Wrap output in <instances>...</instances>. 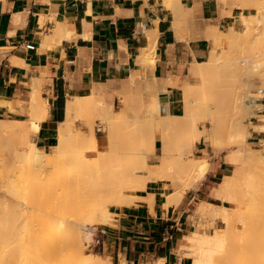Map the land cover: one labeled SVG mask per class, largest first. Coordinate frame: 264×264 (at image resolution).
Listing matches in <instances>:
<instances>
[{
    "label": "crops",
    "instance_id": "obj_1",
    "mask_svg": "<svg viewBox=\"0 0 264 264\" xmlns=\"http://www.w3.org/2000/svg\"><path fill=\"white\" fill-rule=\"evenodd\" d=\"M218 1L202 0L200 7L220 29L240 26L241 14L254 10L236 5V0L222 2V8ZM150 30L156 38L154 64L145 60ZM203 41L189 44L178 39L161 0H0V101L22 110L15 113L10 104H3L0 114L28 116L33 94L40 95L48 114L36 139L46 148L67 118L70 98L79 102L73 119L84 99L90 102L94 92L116 99L133 75L137 80L131 92L141 91L142 98L155 103L158 95H165L163 109L180 113L184 106L180 85L190 74L191 60L206 54ZM28 42L36 50L26 49ZM167 80L178 85L172 87ZM256 138L261 142L264 133ZM231 170V162L214 159L199 187L168 207L162 202L159 181L148 182L138 191L141 198L135 204L117 207L113 222L99 228L102 254L113 264H155L159 258L166 264H191L180 250L194 228L197 204L201 200L225 204L217 202L212 190ZM152 194L151 205L146 198Z\"/></svg>",
    "mask_w": 264,
    "mask_h": 264
},
{
    "label": "rangeland",
    "instance_id": "obj_2",
    "mask_svg": "<svg viewBox=\"0 0 264 264\" xmlns=\"http://www.w3.org/2000/svg\"><path fill=\"white\" fill-rule=\"evenodd\" d=\"M168 1L170 0H161L162 5L168 11H170L168 7ZM235 4L242 6V7L249 6L250 8L252 7L254 8V10L249 14H246V15L241 14L242 24L238 27H235L236 30L243 31L246 28L245 22H249L250 23V34H249L248 39L246 41H243L241 44L237 45L236 48L234 47L235 50L233 52L231 49H229L230 47L229 43H227L226 40L224 39V42L220 46V50L221 51L224 50L225 54L223 56L225 57L221 58L220 61H218L217 65L215 66H213L212 63H209V64H212V66L210 65L207 68L205 65L206 63L204 64L205 66L202 65V69L205 68L203 69L204 71H206V69L210 71H213L215 69L213 73L211 72L212 74L210 73L207 78L206 77L207 75L200 77L196 73L192 74L190 72L186 80V82H191L193 84H196L197 86H201L202 85L201 82L205 83L206 81V80H203L205 77L207 78V81H208V82L206 81V83H209V81L211 80L212 83H209L210 86L212 88H215V87L218 88L223 83L219 85L217 84V86H215L216 85L215 83H220V81L222 82V79L224 76L223 73L224 72L226 73V71L228 70V75L226 77L228 81L223 79L224 82L226 81L225 83H227L225 85L223 84L224 86H227V90H225L226 88H224V86L220 87V88H224L223 90L218 88L221 92L219 90L216 91L217 89H213L214 91H212L211 87L210 88L208 87L210 90L207 88L208 89V92H207L206 90H204L207 87V84H206V87L204 86L203 90H200L202 92L204 91V93L202 92L201 94H196L197 92L195 93L196 94L195 99L199 100L197 101L198 104L196 103L197 104L196 105L197 117L200 118L198 121L199 127L205 128L204 131L200 132L201 136H203V140L201 142L199 141L197 143H194V145L190 148L185 147V146L182 147L184 156L187 160L199 159L201 157L207 158L210 162L208 171L211 169L212 162L214 161V159L226 160V161L231 162L232 160L230 158L231 156L232 158L234 156V158L236 159L237 156L240 155L237 153L238 151L236 150V148H239L240 144L242 145L243 142L241 143L238 140H240L243 137V135H244L245 140L244 139H241V140L246 142L247 146H250L248 148H253V149L259 148L261 144L264 142V140H261L262 143L257 142L258 139L256 138V136H259V135L261 136L264 133V130H263L264 124H262L263 123L262 119L264 118L263 117L264 116V71H263L264 70V63H263L264 62V58H263L264 57L263 55L264 54V0H250L249 3H241V2L236 1ZM170 17H172L171 14H170ZM223 30H229V28H222V30H220V34L222 33L221 35L222 37L227 36L229 32L226 33ZM186 31H187L186 29H183V34L186 33ZM148 45L152 46V42L149 41ZM203 45L206 49V54L202 55L201 57H198V60L208 61V59H210V56L212 55V54L210 55L211 48H213V46L218 48L219 46L205 39L203 41ZM227 49H229V51L231 50L230 54L231 53L233 55L237 54V57L239 56L237 60H240V59L243 60L241 62L242 64L241 67L247 66V69L246 68L241 69L237 67L236 65L237 60L235 62L236 64L234 65V67L233 66L231 67V64L234 59H232V62H230L231 63L230 65H227L229 61L225 63V60H230V57L232 58L231 55L230 57H227L229 55V52H227L228 53L227 54L225 51ZM236 49L238 52L236 51ZM154 55L156 57V49H155ZM146 56L147 55L145 53V59H146ZM146 60L151 61V59L149 60V58H147ZM193 61H195V58L191 60V62ZM220 64H223V66L226 64L224 68L222 67L223 69L217 70L218 72L221 73V75L223 74L222 76H220V74L217 75L218 72L216 71L217 69L216 67L219 68L220 66H222ZM249 66L252 69L249 68ZM213 67L215 68L213 69ZM230 67L232 70L230 69ZM226 68H229V69L226 70ZM260 72H262L263 74ZM231 74L235 76H231ZM216 75L217 77H215ZM212 76H214V78ZM228 76L230 80L228 79ZM239 78L241 81L240 80L238 81ZM213 79L215 80L219 79V81L218 80L215 81ZM170 82H173V81H170ZM239 82L241 83L243 82L242 86L240 85ZM238 83H239V86H238ZM173 85H176V84L174 83L172 84V86ZM180 88H181L180 90L183 92V84L180 85ZM233 88L234 90L237 89L236 91H238L241 88L242 92L240 89V91L235 93L236 91L234 92V90H232ZM224 90L225 91L229 90V92H223ZM243 90L247 91V93L244 92ZM209 91H212V92L210 93ZM215 92H217V95L219 94V92L220 94L222 93L219 96H222L225 99L222 98V100H220L221 98L219 99L218 98L219 96H218L216 97L217 101L216 99L214 100V97L216 94ZM239 92L243 94L241 95ZM128 93L130 95L131 94L137 95L138 92H128ZM205 93H208V94L210 93L211 96ZM259 93L261 94L258 95ZM129 94L127 95L129 96ZM206 95H208V97H206ZM243 95H246L247 99ZM232 96H233V99H231ZM127 97L123 96V94H120L116 99L114 98L108 99L105 95H102L101 100H98L95 104H93L91 101L89 102L88 100L84 99L80 108L74 114L73 129H74L75 135L77 136H80L83 133L82 136H85L86 134V136L88 135V137H90L91 127L93 126L98 136V146H97L96 155L94 156L87 155V152L85 151V147L77 146L78 144L76 146L73 145L75 146V148L69 151L60 163L54 164L48 169L46 167L36 168V166L33 163H27L21 155L23 153H26L29 150V147L24 142L23 137L25 133L23 134V132H26L30 128L29 126L31 125V121L34 118V116H36V114H34L33 111H28V114H27L28 116L12 117L6 114H0V162L2 164V165L0 164V179L2 180V181L0 180V183H1L0 184V261L5 262L6 259H13L15 264H21L22 260H25V258L29 254L31 255V253H29V250H30L29 242L30 240L34 238L44 239L46 242H49V245L52 244L51 252H49L47 256V260L50 263H55L59 259L61 258L63 259L64 257L69 256L66 254L69 253L68 251L72 250L73 246L70 245L66 247L67 248L66 250H63L56 243L58 242V238L61 233V228L64 229L65 226H63V224L65 225L67 222L71 220L79 221V219H82V218L85 220L87 216H85L84 214L88 215L87 213L90 211V209L96 206V200L100 201L104 197V195H106L107 193L109 194L108 192L109 189H107L106 187L107 186L109 187L110 184L104 183L103 185V182H111L112 180H114L115 184L111 183L112 185H117V186L125 185L124 183L129 178H131V181L132 179L135 178V176H131L130 173L131 172L133 173L134 168H136L137 165L139 166L141 162L144 163L146 160L149 162L151 167L156 166L155 164L157 163V159H159V156L161 154V142H159L160 141L159 139L157 146L154 148V145L152 144L154 133L159 129L157 126L158 125L157 113L154 110L155 102L142 98L141 100L142 103H141L135 97H132V99H128ZM240 98H241V101H243V107L240 106L242 104V102L240 101ZM235 99L236 101H234ZM252 101L253 102L256 101V102L253 103ZM234 102L237 103L236 104L237 106H235ZM102 103L105 106V107L103 106L104 108L102 107ZM258 103L259 105H257ZM229 104L231 108L229 107ZM245 104L248 105L249 111L246 110L247 107L245 108L246 106ZM218 105H221L222 108L220 110L224 111L226 114H224V112L221 113V111H218V108H220L218 107ZM9 108L11 111L15 113H19L22 111V110L14 109L11 105ZM148 108L151 110H149ZM183 109H184V106H183ZM215 109H217L216 112L214 111ZM210 111L215 112L218 116L215 113L210 112ZM32 112H33V115H32ZM160 112L162 113L161 109H160ZM218 112L221 115H219ZM214 114L217 117V124H216L217 130L214 129V122H213L212 117L210 116ZM222 114H224V116ZM242 114L245 116H243ZM220 116H223L224 118V119L222 118L223 121L226 119L227 122L226 120H225V123L222 122L221 121L222 119L220 118ZM238 116H239V119L235 121V119H237L235 117H238ZM123 117L125 118V120L122 119ZM109 119H114V124H113L114 127L110 126V122H108ZM259 119H261L262 121ZM241 123L242 125H239L238 127L236 126V124L238 125ZM204 124H205V127H204ZM261 124L263 125V127H261ZM1 125L5 128L2 129L3 127H1ZM240 126H242L241 129H239ZM110 127L112 128L110 129ZM229 127L231 128L230 129L231 132L229 131L227 133L226 131L229 130ZM232 127L238 129V131L235 129H232ZM242 130L244 134L242 133L238 134V132L240 133L242 132ZM233 131L235 132L232 133ZM79 132H80V135L78 134ZM186 133L189 134V133H192V131L188 130ZM231 133L234 134V136L236 137L231 136ZM36 135L33 136V139L37 142ZM86 136L85 138L87 139ZM231 137L232 138L234 137V139H236L240 144L236 145L235 143L237 141H234L235 143L232 142L234 139H232ZM204 138L206 139L204 140ZM89 139H91V137ZM89 139H87L88 142H89ZM39 145H41V143H39ZM45 149L47 150L51 149L50 143L47 145ZM235 150L236 152H234ZM231 152L236 153L238 155L230 156ZM239 153H243V152H239ZM239 158L240 157H238L236 161ZM236 161L233 160V163L231 162L232 170L230 171L229 176L230 175H232V177L237 176L235 174V171H236L235 164H237ZM151 167L147 168L148 170L147 180L148 182L150 181L157 182L159 181L161 174L153 170ZM256 167L259 168V166L257 165ZM22 168H25V169L22 170ZM259 169H257L256 171L258 172ZM22 171H24V173L27 174L29 177L26 178L27 176L24 175ZM261 172H259L258 174L255 173L256 176L258 175L257 181L259 185H262L264 182L263 180L264 174L262 175ZM3 175L5 178L2 177ZM80 175H84L87 178L86 180L88 181H85L87 182V184L83 181V185L81 184L77 187H72V188L66 187V185H69L72 182L74 183L75 180L79 178ZM224 177L226 178L227 176L225 175ZM102 179H105L106 181L105 180L103 181ZM228 179L229 178H226L225 180H228ZM21 180L22 181L27 180V183L25 184L27 185L26 188L28 189L25 190V193H21L18 190L15 191L16 187L18 188L20 187L19 184H24ZM235 180L236 179H234L233 182ZM68 181H70L71 183ZM127 182L128 184L130 183V181H127ZM92 185H94L93 188H92ZM185 185H186L185 180H177L176 185L169 189V195L175 198L178 196V193L184 192V196H183L184 198L186 196V193L188 192V191L185 192L184 190ZM80 186H82V188ZM159 186H160V191L163 194L165 184L159 181ZM94 187L95 188L98 187V188L95 189ZM110 187H113V186L110 185ZM75 188L77 189L79 188V189L75 190ZM242 188H245V187L241 186V190ZM79 190L81 191V193L79 192ZM91 190L92 191L95 190V192L94 191L92 192ZM241 190H240V193H241ZM246 191L248 192L250 190L247 189ZM235 193H237V191ZM79 194L80 196H78ZM91 194H94L92 198L91 196L89 197L87 196ZM212 194L215 196L214 193ZM251 195L249 192V196ZM81 196L83 199L81 198ZM247 196L244 195V197H247ZM215 197L219 199L217 200V202L225 203V204H215V203L205 201L207 205L208 203H210V206L207 210V214L203 216L202 220H203L204 227H205L204 230L209 234L214 233L217 226L224 227L225 225L223 222V219L221 217H218L219 207L221 206H227L228 208L233 207V208H236L238 212L244 211L250 214H251V211L253 210L252 207H250L251 203L249 202L250 201L249 199H247L248 200L246 201L247 203L246 202L241 203V201L233 203V202H227L225 200H222L217 196ZM237 197H238L237 198V201H238L240 197L239 195ZM140 198L141 197L135 198L134 200H132V202L129 205L135 204L136 200ZM146 199L148 200V198ZM200 202L197 204V206L200 204ZM117 207H120V206L111 205V209H110L111 215L107 217L108 220H105L107 221V223L113 222L114 215L112 214H114V210ZM214 209L216 213L213 212ZM244 215L243 216L240 215L241 222L239 221L240 222L239 224L244 222L242 221V218L244 220L247 217V216L245 217ZM213 218H216V219H213ZM83 219L80 220L79 222L84 221ZM105 221L102 224L97 225L98 229L94 232L91 238H88L89 240L84 238L85 240L83 242L84 244L83 246H84L85 253L87 255L96 253L100 257L105 256L104 254H102L101 249L99 248L98 243H97L98 230L101 226H103L104 224H107L105 223ZM194 222L196 223L195 219H194ZM191 226L193 228V222L189 226V229ZM194 227H195V224H194ZM62 235L65 237V239H67V241H69L71 237L70 233H66V234L63 233ZM235 235L233 237L234 240H235V237L238 236V235L236 236ZM83 237H85V235ZM237 240L238 239H236L235 241ZM242 244L243 243L240 242L241 249H242ZM72 251H74V249ZM63 255H66V256L63 257ZM182 255H185V254H182ZM70 257L71 256H69V259ZM191 264H193L192 259H191Z\"/></svg>",
    "mask_w": 264,
    "mask_h": 264
},
{
    "label": "bare ground",
    "instance_id": "obj_3",
    "mask_svg": "<svg viewBox=\"0 0 264 264\" xmlns=\"http://www.w3.org/2000/svg\"><path fill=\"white\" fill-rule=\"evenodd\" d=\"M219 1H221L219 4H221L220 6H222V8H223L224 4H222V2L225 3L224 1H227V0H219ZM236 1L241 2V3H249L250 0H236ZM201 5H202V0H170V1H168V7L170 9V14L172 15V17H171L172 26L174 28L175 35L177 36L178 39L183 38L187 42H190V43L192 41H195L198 39H205V40L213 42L219 46L218 47L219 49L214 47V46H213V48H211L210 55L211 54L212 55L210 56V59H208V61L195 59V61L190 63L191 64L190 65V72L192 74L196 73L200 77L207 75L206 77L208 78V75L211 72L213 73V71L215 70L214 69L215 67H213V69H214V70L212 69L213 71H210L208 69H206V71H204L203 69H205V68L202 69V65H204L206 63L205 64L206 68L210 65L212 66V64H213V66H215V65H217L218 61H220L221 58L225 57V56H223L225 54L224 50H222V51L220 50V46L224 42V39L226 40L227 43H229V46L231 47V48L229 47V49H231L232 52L235 50L237 45L241 44L243 41H246L249 37V34H250V23L245 22L246 28L243 31H238V30H236V28L233 25H230L229 30H223L226 33L229 32L227 36H224L226 38H224L221 36L222 33L220 34V30H222V29H220L217 24H213L208 18L204 17V13L202 14L203 9L200 7ZM231 12H232V9L228 13H231ZM183 29L187 30L186 33H184V34H183ZM155 30H156V28H155ZM60 31H62V30H60ZM56 32H58V31H56ZM149 32H150V34H149L148 38H149V41L152 42V46L148 45L145 52L147 55L146 59L147 58H149V60L151 59V61L153 63L156 60V57L154 55L155 49H156V38H155V36H153L154 34L153 35L151 34L152 33L151 30ZM154 32L157 33V31H154ZM223 35H225V34H223ZM229 49H227L225 51H226V53L229 52V55L227 57H230V55H231L232 58L230 57V60H225L226 58L223 60H225V63L227 61H229L227 65H230L231 64L230 62H232V59H234L232 64H231V67L232 66L234 67V65L236 64L235 62H236L237 58H239V56L237 57V54L236 55H233L232 53L230 54L231 50L229 51ZM236 51H237V49H236ZM142 59H141V61H142ZM242 61L243 60H241V59L237 60V64H236L237 67H239L241 69L242 68L247 69V66L241 67ZM209 63H212V64H209ZM220 65H222V66H220L219 68L216 67L217 68L216 71L219 69H223L226 64L224 66H223V64H220ZM231 67H230V69H231ZM249 68H251V67L249 66ZM257 68H259V67H257ZM227 69H229V68H226V70ZM262 72H260V73H262ZM219 74H220V76H222L224 74L225 77L223 76V79L228 81L226 79V77L228 75V70L226 71V73L224 72L222 75L220 72H218L217 75H219ZM232 74H231V76H235ZM217 75L215 77H217ZM247 75H248V73H247ZM136 77H137L136 75H133L129 80H127L126 85L124 87L125 90L122 93L123 96L127 97L128 96L127 94H129L128 92L132 91L133 83L137 80ZM212 77L214 78V76H212ZM207 78L204 77L203 80L207 81ZM210 79H211V77H210ZM223 79H222V82L220 81V83H215L216 84L215 86H217V84L219 85L221 83H223L224 85L227 84V83H225L226 81L224 82ZM228 79H229V76H228ZM169 80H167V82ZM213 80H215V79H213ZM216 80L219 81V79H216ZM239 80H240V78L238 79V81ZM206 81H205V83L201 82L202 83L201 86H197L196 84H193L191 82H186L183 84L184 109L181 113H173L172 114L168 111L167 108H164L165 109L164 110L163 104L168 100V97L165 95H158V102L155 103L154 110L157 113V117H158V119H157L158 125L157 126L159 129L154 133V138L152 141L154 148L157 146L159 139H160L159 142H161V154L159 156V159H157V163L155 164L156 166L151 167L149 162L145 160L144 163L141 162L139 164V166L138 165L136 166V168L133 167L134 170L133 169L132 170H133L134 175L131 172L132 170L130 171L131 172L130 175L135 176V178L132 179L133 182L131 181V178H129L127 180V181H130L129 184L126 181L127 183L125 182L124 183L125 185H118L117 186V185L111 184V183L115 184L114 180H112L114 182H112V181L111 182H103V185H104V183L105 184L107 183L113 187H110V185H109V187L107 185H106L107 187L104 186L111 191L108 190L109 194L107 193L106 195H104V197H103L104 199L102 198L100 201L96 200V206L92 207L90 209V211L87 213L88 215L84 214L85 216H87L85 218V220L83 218L82 219L84 221H82V222H79L82 219H79V221H72L71 220V221L67 222L68 224L67 223L65 225L63 224V226H65V227H64V229L61 228V233L59 235L58 242H56V243L63 250H66L67 249L66 247H68L70 245L73 246L72 250L74 249V251L70 250V251H68L69 253L66 254V255L71 256L70 259H69V256L63 255V257L66 256L68 259L66 257H64L63 259L61 258L55 263H50L47 260V256H48L49 252H51L52 244L49 245V242H46L44 239L34 238V239L30 240V242H29V245H30L29 253H31V255L29 254L25 258V260H22L21 264H113L110 257H108V256H101L100 257L96 253H92V254L87 255L85 253V250H84L83 242L85 239L91 238L93 236L94 232L97 229V225L102 224L105 220H108L107 217H109L111 215L110 214L111 205H117V206L129 205L132 202V200L139 197L138 191L145 189L147 187V184H148V180H147V174H148L147 168L148 167H151L153 170H155L159 174H161L159 181L163 182L165 184L164 192L162 194L163 195L162 202H163L164 206H166V207H168L171 204L178 205L184 196V192L178 193V196L175 198L172 197L171 195H169V189L176 185L177 180H185L186 181V185L184 187L185 192H187L188 190H191V189H197L198 186L205 179V177L208 173L210 162L207 158H203V157H201L199 159L187 160L184 156V152L182 150V147L185 146V147L190 148L194 145V143H197L199 141L201 142L203 140V136H201L200 132L204 131L205 128L199 127L198 121L200 118L197 117V113H196V105L198 104L197 101H199V100L198 99L196 100L195 96H196V94H201L202 91H200V90H203V87L204 86L206 87V84H207V87L204 90H206L208 92V89L211 87L209 83H212V81L210 80L209 83H206ZM167 82H165V83H167ZM231 82H233V81H231ZM170 83H171V85L174 84L173 82L169 81V84ZM239 83L242 86V83L241 82H239ZM239 83H238V86H239ZM175 84L177 85V82H175ZM223 84H221L220 87L224 86ZM231 84H230V86H231ZM148 85H150V84L148 83ZM165 85L168 86V83ZM230 86H228V87H230ZM220 87H218V88H220ZM218 88H216V87L212 88L211 87V90L214 91L213 89H217L216 91H218L219 90ZM224 88H226L225 90H227V86H224ZM224 88H220V89L223 90ZM228 89H230V88H228ZM240 89L238 91H240ZM225 90L223 92H229V90L228 91H225ZM232 90H234V88ZM232 90H230V91H232ZM236 90H234V92ZM155 91H157V89H155ZM212 91H209V92L211 93ZM238 91H236L235 93H237ZM198 92H200V93H198ZM220 92L218 95H217V92H215L216 94L214 93L215 94L214 100L216 99V97H218L219 95L222 94V93L220 94ZM241 92H242V89H241ZM244 92L247 93V91H244ZM202 93H204V91ZM210 93L209 94L205 93V94H208L211 96ZM228 94H230V93H228ZM240 94L242 95L243 93H240ZM260 94L261 93H259L258 95H260ZM208 95H206V97H208ZM236 95H238V94H236ZM246 95H243V96L246 97V99H247ZM129 96L127 97L128 99H132V97H135L137 100H139L142 103L141 100H142L143 96H142L141 91H139L137 93V95H132V94L130 95L129 94ZM249 96H251V95H249ZM90 97H91L90 101L93 104H95L98 100H101V97L99 96L98 92H94ZM218 98L219 99L221 98L220 100H222L223 97L219 96ZM241 98H240V101H241ZM211 99H213V98H211ZM223 99H225V98H223ZM231 99H233V96ZM128 101H130V100H128ZM216 101H217V99H216ZM234 101H236V99ZM237 101H238V99H237ZM241 102H242V104L239 102L241 104V105L240 104L239 105L241 107H243V101H241ZM255 102H253V103H255ZM78 103L79 102H78L77 97H73V98H70L68 100V102H67V118L59 123L58 136L51 139V142H50L51 149L47 150V149H45L44 146L39 145L33 139V136L36 135L40 131L41 122L44 121V119L47 117L48 105H47L46 101L40 95L35 94V93L33 94L32 100L28 103V106H29L28 111H33L34 114H36V116H34V118L32 119L31 125L29 126L30 128L26 132H23V134L25 133V135L23 137L24 142L29 147V150L26 153L21 154L23 159L27 163H33L36 166V168L46 167L48 169L51 166H53L54 164L60 163L62 161V159L67 155V153L69 151H71L73 148H75V146L77 144H78L77 146L85 147V151L87 152V155H93V156L96 155L97 146H98V136H97V133H96L95 129L93 128V126L91 127V131H90L91 136L89 135L91 137V139H89L90 137H88V135L86 136V134L84 133L85 136L87 137V139H89V142L85 138V136H82V134H83L82 132H81L82 133L81 135H80V132L78 133L80 136H77L74 133V129H73L74 121L71 118V116H72L73 110L78 105ZM234 103H235V106H237L236 105L237 103L236 102H234ZM3 104L8 105L10 103L5 102V101H0V106ZM10 105H9V107H10ZM245 105H246L245 108L247 107L246 110H248V108H249L248 105L247 104H245ZM257 105H259V103ZM103 106L104 105L102 103V107ZM218 107H220V108H218V111H221V113L224 112V111L220 110L222 108L221 105H218ZM229 107H230V104H229ZM160 109L162 110V113L160 112ZM23 110H25V108H23ZM149 110H151V109H149ZM214 111L216 112L217 109H215ZM33 112H32V115H33ZM210 112H213V111H210ZM215 112H213V113H215ZM241 113H239V114H241ZM215 114L210 115V116L212 117L213 122H214V129L217 130V126H216V124H217L216 115L217 114L216 115ZM218 114H219V112H218ZM224 114H226V113L224 112ZM224 114H222V115L224 116ZM219 115H221V114H219ZM223 116H220V118L222 119ZM243 116H245V115H243ZM235 118H237V119H235ZM235 118L234 119L236 121L239 119V116L235 117ZM241 118H240V120H241ZM122 119L125 120L124 117ZM223 119L221 121L225 123L226 119L224 121H223ZM259 120H261V119H259ZM262 120H263L262 124H264V118ZM8 122H10V121H8ZM108 122H110V126H113L114 119H109ZM226 122H227V120H226ZM262 124H261V127H263ZM239 125H242V123L238 124V125L236 124L237 127ZM1 127H3V126L1 125ZM204 127H205V124H204ZM230 127H229V130L226 131L227 133L230 131V129H231ZM233 127H232V129H235L238 131V129L233 128ZM241 127L242 126H240L239 129H241ZM4 128L5 127H3L2 129H4ZM111 128L112 127H110V129ZM188 130L192 131V133L187 134L186 132ZM225 130H227V129H225ZM252 130H253V128H252ZM244 131H246V130H244ZM234 132L235 131H233L232 133H234ZM177 133H179V134H177ZM232 133H231V136H234V134H232ZM241 133L244 134L243 130L240 133L238 132V134H241ZM234 137H236V136H234ZM234 137L233 138L231 137V138L234 139ZM205 139L206 138H204V140ZM232 139H231V141H232ZM241 139H244V135ZM241 139L238 141H240L241 143L243 142L242 145L236 139H234L232 141V142L237 141L238 143L234 142L236 145L240 144V147L236 148V150L238 151L237 153L240 155L237 156L238 154L233 153V152H231V154H230V156L236 155L237 158L240 157L237 161H236L237 158L235 159L234 156H233V158H232V156L230 157L232 159L231 160L232 163H233V160L237 162V164H235V166H236L235 174L237 176L235 174L234 175L236 177H232V175H230V176L226 175L227 176L226 178H229V179L225 180L226 178L224 177V179H223L224 181L222 180V182H220V184L212 190V193H214L215 196L219 197L222 200H225L227 202H233V203H236L239 201H241V203H242V202L248 201L247 199H249L250 200L249 202L251 203L250 207H252L253 210L251 211V214H250V213H248V212L246 213L244 211H242V212L240 211L241 212L240 213V212H238V210L236 208H233V207H230V208H228L227 206H221L219 208L217 207L219 209L218 210V217H221L223 219V222L225 225H224V227H218L217 226L215 232L209 234L204 230L205 227H204V223H203L202 218L205 214H207V210L210 206V203H208V205H207V203H205V201L201 200L200 204L196 207V210L194 212V217L196 219L195 227L187 235L188 242H186L183 249L180 250L182 254H185L186 256H189L192 259L193 264H264V182L262 185H259L258 181H257L258 175L257 176L255 175V173L258 174L259 172H261L262 169L264 170V142L263 143L261 142L262 144L259 148L253 149V148H248L250 146H247L246 142L242 141ZM73 145H75V146H73ZM236 150L234 152H236ZM239 152H243V153H239ZM0 164H1V162H0ZM251 165H253V166H251ZM256 165L259 166V168H261V169L256 167ZM25 166H26V164H25ZM253 168H254L255 172H254ZM23 169H25V168H22V170ZM257 169H259L258 172L256 171ZM26 170H27V168H26ZM263 170L261 172L262 175L264 174ZM22 172L24 175L27 176L26 178L29 177L27 174L24 173V171H22ZM2 177H4V175ZM22 177H24V176H22ZM230 177H232L236 180L233 182L234 179H232ZM86 179L87 178L84 175H80L79 178H77L74 183L73 182L71 183L70 181H68L71 184L66 185V187L72 188V187H77L81 184L83 185V181L84 182L88 181ZM102 180L104 181L105 179H102ZM71 181H72V179H71ZM230 181H232V182H230ZM22 182L24 184H19L21 188L14 186V187H16L15 191L18 190L21 193H25V190L28 189V188H26L27 185L25 184V183H27V180H24ZM85 183L87 184V182H85ZM28 184H29V182H28ZM19 185H17V186H19ZM90 185H88V186H90ZM93 186L94 185H92V188H93ZM115 186H117L118 188ZM241 186H243L245 188H242V190H241ZM80 187L82 188V186H80ZM89 188H91V187H89ZM96 188H98V187H96ZM76 189L77 188H75V190ZM247 189L250 191L247 192L246 191ZM80 190H79V192L81 193ZM240 190H241V193H240ZM243 190H245L246 192ZM93 191L95 192V190H93ZM236 191H237V193H235ZM249 192H250V195L252 193L251 196H249ZM247 194H248V196H247ZM153 195L155 196V194H152L150 198L147 197L151 205L153 204V200H154L152 197ZM236 195L237 196L239 195V197H240L238 201H237L238 197ZM244 195H246L247 197H244ZM78 196H80V194ZM87 196L88 197L91 196V198H92V196H94V194L87 195ZM241 196L246 198V199L242 198ZM81 198H82V196H81ZM242 199H244V200H242ZM213 212H215V209L213 210ZM215 213H214V215H215ZM112 215H114V214H112ZM240 215H242V216L244 215L245 217L247 216L244 220L242 218V221H244V222H242L243 224L242 223L239 224L241 222V219H240L241 216ZM215 217H216V215H215ZM250 217H251V219H250ZM213 219H216V218H213ZM105 223H107V221H105ZM63 233H65V234L70 233L71 234L69 241H67V239H65V237L62 235ZM235 234L238 236H236ZM84 235H85V237H83ZM234 235L236 236L235 240L238 239L237 241H235L233 239ZM66 238H68V237H66ZM240 242L243 243L242 249L240 247L241 246ZM243 245L245 246V248ZM238 248H240V249H238ZM156 262L157 263H155V264H166L165 259H163V258H159ZM0 264H15V262L13 259H6L5 262L0 261Z\"/></svg>",
    "mask_w": 264,
    "mask_h": 264
},
{
    "label": "built area",
    "instance_id": "obj_4",
    "mask_svg": "<svg viewBox=\"0 0 264 264\" xmlns=\"http://www.w3.org/2000/svg\"><path fill=\"white\" fill-rule=\"evenodd\" d=\"M25 48L28 50H36V45L33 42H28L25 44Z\"/></svg>",
    "mask_w": 264,
    "mask_h": 264
}]
</instances>
